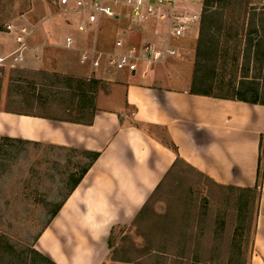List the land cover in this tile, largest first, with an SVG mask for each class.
Wrapping results in <instances>:
<instances>
[{"label":"crops","instance_id":"obj_1","mask_svg":"<svg viewBox=\"0 0 264 264\" xmlns=\"http://www.w3.org/2000/svg\"><path fill=\"white\" fill-rule=\"evenodd\" d=\"M120 18L113 24L108 23V32L80 34L74 27V32L70 31L68 18L58 21L57 31L52 27L59 36H73L78 49L96 47L110 52L116 50L115 43L123 35L122 31L131 29L125 36L134 27L131 20L129 27L122 25ZM73 20L78 21L76 17ZM145 29L147 33L140 38L137 33L130 38L125 36V45L166 39L161 30ZM34 37L29 39V45L43 39L42 34ZM137 39L140 42H136ZM44 42L43 49H46L49 41ZM179 42L184 43L183 40L170 41L171 48L182 49V54L176 58L179 65H176L178 68L190 66L185 57L190 53L179 48ZM64 43L60 36L58 44L62 47L59 49L66 59L53 64H57L58 73L68 72L73 77L56 76L72 78L74 84L78 80L87 81L90 69L80 66L78 60L73 64L74 55L65 50ZM30 57L20 64H27L28 69L21 70L31 76L43 72L34 65L42 62V54L39 59L34 55ZM49 62L43 61V70L53 72ZM159 64L163 62L152 65V70ZM120 72L99 79L102 84L94 94L95 110H77L87 118L93 116L91 125L7 112L3 100L1 102L0 140L6 138L11 140L9 144L22 142L24 146L47 148L64 153L66 158L80 159L78 167L71 172L70 188L54 196L63 203L61 210L35 244V249L55 264L107 263L110 254L107 240L113 227L134 221L178 157L186 163L185 171L195 179L201 173L223 186L256 187L260 143L264 136V106L192 94L190 80L186 85L166 86L155 78L140 82L135 78L137 73L129 71L128 77L118 80ZM148 76L144 74V78ZM11 92L8 87L7 98ZM12 93L18 99V92ZM113 98L116 100L113 106L99 103ZM76 102L79 103L78 98L73 101ZM71 108L69 106L68 111ZM94 154L99 156L92 162ZM88 166L80 183L71 191L72 177ZM180 169L178 167L168 178V186L181 173ZM166 188L161 194L168 191ZM251 264H264V177Z\"/></svg>","mask_w":264,"mask_h":264},{"label":"trees","instance_id":"obj_2","mask_svg":"<svg viewBox=\"0 0 264 264\" xmlns=\"http://www.w3.org/2000/svg\"><path fill=\"white\" fill-rule=\"evenodd\" d=\"M261 1L203 0L192 94L264 106V9L255 6V3ZM54 78L50 83L53 87L46 88L49 95L52 96L54 91L51 90L59 85L73 101L78 98L79 112L96 109L94 94L98 92L102 81L78 80L74 84L73 79L60 76ZM33 87L34 84L29 83V88L35 94ZM18 88V99L11 92L7 104H32L33 101L29 102L23 97V87ZM1 90L0 78V100ZM34 100L36 104L45 106L49 98L41 93ZM7 110L19 115L85 125L93 123V116L87 118L84 112L83 115H77V118L69 116L68 119H60L21 109ZM3 141L11 142L6 138ZM1 149L4 150V147ZM98 156L94 154L92 162ZM183 165L186 163L178 157L165 180L147 200L134 221L129 226L115 227V231L111 232L107 240L109 262L143 264L131 258L134 246H127L132 237L130 230H133L146 248L143 256L152 257L154 264H251L264 177V136L260 143L255 188L223 186L201 173L195 179L190 177ZM178 167L181 173L169 184V192L172 193V199H169L165 192H161ZM186 167L195 171L190 166ZM88 168L83 169L78 177H73L71 191L80 183ZM163 202L168 209L165 214L159 213L156 208V204ZM62 205V202L53 204L54 209L44 229L57 216ZM177 205L183 209L181 212H176ZM0 264L55 263L32 247L17 249L5 237H1Z\"/></svg>","mask_w":264,"mask_h":264},{"label":"rangeland","instance_id":"obj_3","mask_svg":"<svg viewBox=\"0 0 264 264\" xmlns=\"http://www.w3.org/2000/svg\"><path fill=\"white\" fill-rule=\"evenodd\" d=\"M200 3L196 5V7L189 6V8L194 7L195 9L200 10ZM255 6L264 9V0H262L261 3H255ZM115 9L120 13L121 18L119 22H121L122 25L125 24L129 27L131 25L130 8L126 5L120 4L117 5ZM62 12L63 10H60V8L52 7L43 0H0V29L2 30L0 31V57L10 55L18 48L16 33L8 32L6 29L9 23H12L17 31L23 27L35 29L34 38H36L38 34L43 35L42 41L37 39L38 42L36 44L40 47L36 46V44L30 45L31 50L26 53V57H29L28 59H30V56H33L35 53L32 52V49H36L37 47L40 48L39 55L41 56L42 54V62L34 63V65L37 68H41L43 72H37V75L33 76L29 75L28 72H21V69H28L27 67L29 66L27 64L0 66V78L2 79L0 101L2 102L3 100L5 109L12 111L21 109L36 114L51 115L53 117H77V115H79L77 112L78 103L76 102L73 106L72 97L68 96L59 85H56L54 90H51L54 91L52 96L47 93L48 89L53 87L50 83L52 80H55L54 76L60 75L63 77H73L68 72H65L66 74L58 73L59 69L57 68V64L56 66L53 64L57 60L63 61L64 58L66 59L64 53L59 49V46L61 45L58 44V41L61 36L65 42L68 35L59 36L54 33V30L57 31L58 29L57 24L60 23L58 21L68 18L71 25L70 31L73 30L74 32V28L77 31V22L73 20V16H68V14L65 15ZM114 22L115 19L104 16L101 19V28L99 31L105 32V30L108 29V23L113 24ZM144 25L145 27H152L155 30H161L165 34L168 32L167 23L164 25L162 23L151 22ZM52 26H55L56 28L53 30L54 27ZM144 29L138 30L137 27H133L132 32L125 36L132 37L134 33H137L135 35L140 38L141 35L147 33V28ZM108 31L109 30H107V32ZM126 31H131V29H124L121 38L127 39L124 36ZM52 36H57V40L52 41ZM34 38L31 41L32 44H34ZM198 38H189L187 39L188 41L181 39L184 43L179 42V48H184L188 51L186 53H190L185 56L189 60L190 66L186 67L183 64L184 66L178 68V59L176 58L182 54V49H180L177 56H167L163 64L157 65V69L154 71L152 70V65L150 66V64L146 62L139 63V69L135 78L140 82L153 81L155 78L166 86H172L175 84L186 85L190 80L192 87L191 76L193 78V75H191V70L194 69ZM44 41H49V45L46 46V49H43L45 48V46L42 45ZM136 42H140V39ZM65 50L67 49L65 48ZM68 52L72 53V56L74 55L72 57L73 64L77 63L78 53L72 51ZM43 59L45 61H50L51 71L53 72L43 70V64L45 63H43ZM82 70L83 69H81L80 73H82ZM119 74L120 76L118 77V80H123V76H129L128 70L122 71ZM144 74H148L149 76L144 78ZM75 78L77 77H74V79ZM29 83L34 84L33 88L36 90L35 94L34 90L29 88ZM18 86L24 88L23 97L27 99V101L29 100V102L33 101L32 104H7L6 98L8 87L11 88L12 92H18L20 91ZM46 88H48L47 91ZM41 93L45 95V98H49V101L45 106L36 104V101L34 100L35 96H39ZM115 101L116 100L113 98L108 101L100 100L99 103L101 106H113ZM66 103L69 104L66 105ZM69 106L72 107L71 111L66 110ZM1 140L3 141L4 138ZM1 140L0 238L5 237L8 242L14 245L17 249H29L31 247L35 249L36 241L44 230L49 214L54 209L53 204L61 202L60 200H55L54 196L57 195L58 192L61 191L63 193L70 188L71 172L78 167L80 159L75 157L66 158L64 157V153L61 154L58 151H52L47 148L24 146L20 143L9 144L8 142H2ZM3 147L4 150L1 149ZM80 174L81 170L77 171L74 177H77ZM164 186H167L168 188L167 191V188L165 187L167 191L165 193L167 196L166 198L172 199V193L169 192V186L167 184ZM164 204V202L156 204L159 213L165 214L168 212L166 204ZM175 210L178 213V211L181 212L183 209L177 205ZM113 231H115V227L111 230V232ZM130 235L132 237L128 241L127 246L130 248V246L133 245L135 248L131 250V258L136 259L143 264H154L155 260L152 257L143 256L144 249L146 250V248L143 245L142 240L136 235V232L130 230ZM106 264L113 263L109 262L108 259Z\"/></svg>","mask_w":264,"mask_h":264},{"label":"built area","instance_id":"obj_4","mask_svg":"<svg viewBox=\"0 0 264 264\" xmlns=\"http://www.w3.org/2000/svg\"><path fill=\"white\" fill-rule=\"evenodd\" d=\"M52 7L60 8L63 14L72 15L77 21V31L81 34H90L99 31L101 19H117L120 13L115 9L117 5H126L131 10V21L138 30L144 29L147 23L157 22L168 24V32L165 38L148 40L140 45H125L124 38H119L114 51H104L96 47L78 49L73 36L65 39V48L78 52V63L82 67L90 69L86 77L92 79H105V76L118 71L128 70L136 74L139 63L146 62L151 65L164 62L169 55L177 56L179 50L170 47V41L181 39H197L200 33L202 19L203 0H43ZM202 1V2H201ZM201 2V3H200ZM200 10L195 9L196 5ZM189 6H194L189 8ZM8 32L16 33L18 48L8 56L0 57V66L20 65L27 59L26 53L31 50L29 39L35 34L33 28H21L17 31L12 23L6 27ZM52 41L57 36H52ZM162 39V40H161ZM40 48L32 49L34 57L40 58ZM101 73V74H100ZM100 74V75H99ZM104 75V76H102Z\"/></svg>","mask_w":264,"mask_h":264},{"label":"bare ground","instance_id":"obj_5","mask_svg":"<svg viewBox=\"0 0 264 264\" xmlns=\"http://www.w3.org/2000/svg\"><path fill=\"white\" fill-rule=\"evenodd\" d=\"M258 259H256V261H257Z\"/></svg>","mask_w":264,"mask_h":264}]
</instances>
